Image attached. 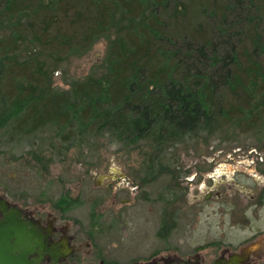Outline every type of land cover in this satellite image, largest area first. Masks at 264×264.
Here are the masks:
<instances>
[{"label":"trees","instance_id":"trees-1","mask_svg":"<svg viewBox=\"0 0 264 264\" xmlns=\"http://www.w3.org/2000/svg\"><path fill=\"white\" fill-rule=\"evenodd\" d=\"M102 40L86 76L54 86ZM253 130L262 140L264 0H0V141L32 139L44 166L106 138L151 171L188 138Z\"/></svg>","mask_w":264,"mask_h":264},{"label":"rangeland","instance_id":"rangeland-1","mask_svg":"<svg viewBox=\"0 0 264 264\" xmlns=\"http://www.w3.org/2000/svg\"><path fill=\"white\" fill-rule=\"evenodd\" d=\"M106 46L105 40L98 42L87 56L73 60L65 70L56 72L54 86L67 89L73 79L86 76L92 66L102 60ZM5 133L1 135L0 141V195L24 207H41L53 211L59 222L67 221L70 232L78 238L77 243L83 244V264H98L101 259L108 264H130L160 258L173 252L187 257L196 250H200L207 261L212 258L211 252L214 251L211 243L223 236L233 242L234 246L248 243L247 246L252 249L264 247V232L246 239L256 231H264V213L252 225H235V228L229 230L230 237H227L226 229L219 224L216 213L221 212L223 207L216 200L204 202L202 207L196 208V212L203 209V214L196 215L198 220H184L186 224L182 229L175 228L171 235L165 233L166 225L162 224L166 213L165 204L158 200L145 201L142 196L145 190L153 191V197L157 193H164L167 176H163L154 186L144 189H124L120 187V181L108 186L106 177L109 171H126L134 179H139L136 171L143 157L137 149L124 148L122 144H111L108 139L101 138L92 148L73 147L64 156L53 154V160L44 163V166L28 153L33 148L39 150L38 144H29L32 139L12 142ZM258 134L260 132L256 130L221 133L206 142L191 140L180 143L174 151L182 153L183 160L191 166L197 160L195 155L191 156L192 153H205L209 161L215 155L225 160L229 154L241 149L239 153L244 155L241 160H225L227 165L223 173L234 175L236 169H247L245 164H250L251 160L246 161L245 157L250 151L255 150L261 156L264 155V133L262 140L257 139L261 136ZM38 135L45 138L44 144L48 143L49 132ZM43 148L49 147L44 145ZM183 176L186 179L187 175ZM208 176L214 174L204 173L206 184H210ZM196 182L198 180L190 184L191 193L196 189ZM206 186L201 185L203 188ZM65 196L70 198L69 202L60 204L59 200ZM123 198H130L129 203L125 204ZM88 242L92 245L87 246Z\"/></svg>","mask_w":264,"mask_h":264},{"label":"flooded vegetation","instance_id":"flooded-vegetation-1","mask_svg":"<svg viewBox=\"0 0 264 264\" xmlns=\"http://www.w3.org/2000/svg\"><path fill=\"white\" fill-rule=\"evenodd\" d=\"M210 138H188V141H202L206 142ZM239 140V139H237ZM180 144V143H178ZM170 147V151L162 155H153V164L151 171L148 170V162L145 159L148 155L142 154V161L139 169L136 171L139 179H134L131 174L126 171L115 173L109 171L106 180L108 186H113L116 181L121 182V188L131 190L144 189L148 186H154L163 176H167L168 182L163 187L164 193H160L153 197V191L145 190L142 198L145 201H161L166 206V213H164L163 223L166 229L161 230L169 235L173 230L182 229L186 224L184 220H198L196 215L203 214V209L196 212V208L201 206L204 202L218 201L223 207V210L216 212L218 214L219 224L224 225L227 232V237H230L232 228L235 225H252L255 220L261 219L264 213V155L260 152L250 151L245 157L246 161L250 164H245L247 169H236L234 175H227L223 173L227 165L225 160H241V149L236 150L234 153L228 155L225 160H221L220 155H215L213 160H208L205 153H192L195 155L196 162L191 166L187 165L182 158L183 154L176 152V147ZM261 149V148H259ZM252 155V156H251ZM260 155V156H259ZM158 156L161 160L158 161ZM227 156V155H226ZM203 157V158H200ZM212 157V156H211ZM207 162V165L205 164ZM244 164V163H243ZM252 164L255 168H252ZM165 167V170L161 169ZM193 166V167H192ZM252 169V170H250ZM149 172V175H148ZM212 172L214 176H208L210 184H206L203 179L204 173ZM183 174L187 175L186 179ZM194 174V175H193ZM217 178H214L216 175ZM196 189L193 193L190 192V184L195 181ZM207 185L201 187V185ZM208 190V191H207ZM6 199L9 207H15L21 211L22 217L32 221L37 227L42 228L45 234L50 232L48 241L51 245L60 246L61 252L64 256L60 257V264H83L81 254L83 249L82 243H77L78 238L70 232V225L67 221L59 222L57 214L53 211H47L44 208H34L23 206L17 202L9 200L5 195H0V199ZM140 199H142L139 196ZM122 201L128 204L130 198H123ZM185 209V211H184ZM163 214V212H162ZM228 214V215H227ZM4 213L0 211V219ZM222 215V216H221ZM264 219V218H263ZM230 221V222H229ZM185 223V224H184ZM227 224V225H225ZM264 224V223H263ZM257 227V226H256ZM256 229V228H255ZM229 231V232H228ZM264 231H256L251 237L258 236ZM224 237V238H223ZM220 237L216 242L211 243L214 246V251L211 252L212 258L206 261L200 250H196L194 254L187 257L180 256L178 253H167L160 258H153L148 261L140 263L148 264H174V263H188V264H264V247L252 249L250 246L241 244L234 246L233 242L227 241L225 236ZM210 244V245H211ZM90 246L89 242L86 243ZM69 248L70 252L66 254L65 250ZM53 257L47 256L42 264H51ZM136 263H130L134 264ZM98 264H108L105 260H99Z\"/></svg>","mask_w":264,"mask_h":264},{"label":"water","instance_id":"water-1","mask_svg":"<svg viewBox=\"0 0 264 264\" xmlns=\"http://www.w3.org/2000/svg\"><path fill=\"white\" fill-rule=\"evenodd\" d=\"M0 211L4 213L0 219V264H42L47 256L53 257L51 264H60L64 255L60 246L49 243L50 232L45 234L42 228L23 218L21 211L9 207L6 199H0ZM65 252L69 253V248Z\"/></svg>","mask_w":264,"mask_h":264}]
</instances>
